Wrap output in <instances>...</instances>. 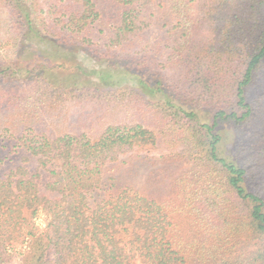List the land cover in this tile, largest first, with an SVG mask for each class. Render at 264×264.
Instances as JSON below:
<instances>
[{"label":"trees","instance_id":"obj_1","mask_svg":"<svg viewBox=\"0 0 264 264\" xmlns=\"http://www.w3.org/2000/svg\"><path fill=\"white\" fill-rule=\"evenodd\" d=\"M45 1L39 20L22 0H0L13 18L9 30L54 48L40 50L51 56L76 46H93L104 59L116 52L123 72L153 100L109 82L105 69L98 96L112 108L129 94L135 122L107 124L95 139L28 126L12 135L8 162L0 159V264H264V187L250 185L257 168L226 154L225 137L215 130L264 123V101L249 91L264 68V0H158L154 23L170 32L164 61L154 56L158 43L150 45L152 57L147 46L131 49L152 0H113L121 11L114 21L104 18L105 26L96 0ZM155 64L184 76L190 96L181 102L192 108L177 101L178 85L170 89L157 77L152 83ZM60 65L38 61L24 72ZM22 70L16 62L0 65V79ZM44 77L23 79L31 88L20 93L0 92V104L31 110L46 96L56 101L76 90L51 88ZM34 83L49 93H38ZM148 117L178 153H150L158 139ZM159 160L181 163L165 195L128 181L137 166ZM163 169L147 171L148 183ZM38 211L48 214L41 230Z\"/></svg>","mask_w":264,"mask_h":264},{"label":"rangeland","instance_id":"obj_2","mask_svg":"<svg viewBox=\"0 0 264 264\" xmlns=\"http://www.w3.org/2000/svg\"><path fill=\"white\" fill-rule=\"evenodd\" d=\"M22 1L29 7L34 17L40 20L44 16L43 11L46 8L45 0ZM157 1L152 0L149 5L150 9L144 12L143 20L147 25L144 26L141 32L142 37L135 40L136 42L131 49L135 51L142 48V46H147L144 49L147 51L148 56L152 57L153 51L150 50V45L158 43L159 46L156 49L160 48V50L158 54L155 52L154 56L157 57L156 60L164 61L166 59V46L168 45L170 32L167 30V27H161L154 23L156 17L154 3ZM96 2L98 7L103 9L101 10L103 13L101 26L106 25L103 21L104 18L111 17V21H114L121 11V7L113 0H96ZM20 18L24 20V18ZM14 19L16 20V17ZM12 23L13 18H10V13L7 12L0 2V65H12L16 62L23 67V72L17 75L13 74L3 80L0 79V92L8 90L13 91L11 92L12 94L30 89L29 83L22 82L23 79L27 81L33 80L35 74L40 72L46 76L44 77L45 80H50L51 88L54 84H59L69 88L73 87L76 90L71 91V93L64 95L62 99L59 98L56 101L51 96H46L38 106L30 107L31 110L16 107L18 104H13L11 107L8 104L1 103L0 159H6L8 162L6 153H10L12 143L14 142L12 135L18 136L25 126L52 136L54 134L86 132L92 139H95L107 124L135 122L136 117L133 113L135 105L130 99L129 94L122 97L123 101L118 105L111 104L112 108L103 96H98L101 91H104L99 88H104L105 86L99 82L102 70H111L109 82L117 83L120 80L118 85L135 87L134 91L142 93L144 99L153 100L152 95L143 94L144 92L140 91V88L137 87L138 85L131 80L130 75L123 72V68L121 67L126 66H122V62L114 58V56H117L116 52L114 56L104 59L99 57V52H95L93 46L87 48L76 46L69 48V51L65 54L60 53L57 57L51 56L41 53L40 50L45 48L48 51H52L54 48L50 46L48 48V45L45 43L29 38V36L25 35L24 37V32H19L17 37L18 32L12 29L9 30L12 27ZM114 51H117V49ZM123 53H125L123 50L119 52L120 55H123ZM38 61H42L43 65L57 62L61 65L56 69L38 67L34 74L24 72L25 67L29 63L32 65ZM154 69L155 74L150 75L152 83L154 84L156 81L155 77H157L158 81L169 85L170 89L175 88L177 85L181 87L179 95L181 100L177 101L183 104L181 102L183 96H190L188 95V90L184 89L187 85L184 83V76L179 73L176 74V72L170 69L162 68L160 64H155ZM18 78H21V80H18ZM107 80L105 83H107ZM33 85L35 86L33 89L38 93L43 91L49 93V90L43 85H37L36 83ZM249 91L251 97H259L264 101V68L258 73ZM183 105L186 108H192L190 105ZM193 109L199 110L201 114H204L203 110L206 108L203 106H193ZM145 123L147 126L155 129L154 132L158 139V147L150 152L152 155L159 157L163 154L178 153L180 146L170 142L169 136L163 133L165 131L163 128H156L157 122L153 117H148ZM215 130H221L219 133L225 137L223 142L226 154L244 162L246 160L249 163V167L254 166L252 170H255V167L257 168L256 175L253 172L251 174L253 178L250 179V185L264 187V123H256L249 127L225 125ZM180 165L181 163L177 161L162 163L160 160L149 162L144 166L139 165L134 173L129 176L128 181L140 187L143 185L150 188L154 196L165 195V192L169 189L167 183L172 174L178 171ZM163 167L160 179L154 180L153 183H148L149 180L146 179V172L153 170L155 173H161L160 169ZM146 183L147 185H144ZM47 220L48 214L44 211H38L34 218V224L37 229L41 230L45 227ZM18 248L22 249L20 245H18Z\"/></svg>","mask_w":264,"mask_h":264}]
</instances>
